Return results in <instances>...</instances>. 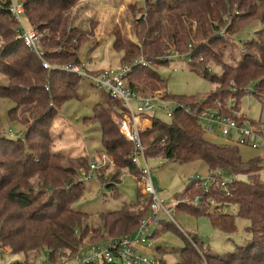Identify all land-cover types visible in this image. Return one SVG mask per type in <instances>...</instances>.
I'll return each instance as SVG.
<instances>
[{"label":"trees","instance_id":"1","mask_svg":"<svg viewBox=\"0 0 264 264\" xmlns=\"http://www.w3.org/2000/svg\"><path fill=\"white\" fill-rule=\"evenodd\" d=\"M82 1L23 0L25 20L28 26L39 33L47 51L46 60L54 66L50 71L41 68L40 62L18 38L16 25L8 16L6 8H0V76L4 82H0V99L13 104L9 111L10 117L18 112L28 114L30 131L50 128L49 119H52L53 112L64 101L76 96L75 85L73 87L72 82L62 81V78L81 79L58 68L66 63L80 62L75 47L70 44L72 40L76 41L73 38L76 28L72 26V13L76 6H81ZM241 4L248 11L232 16L234 10L231 0H173L170 3L165 0H145V12L140 19L146 22L142 30V48L112 35L113 50L121 54L120 63L130 67L127 85L139 95H159L161 99L196 108L198 112L212 106L214 108L210 109L216 110L215 97L208 96L202 101L193 98L172 99L165 91L166 82L150 69L151 66L167 62L162 61L167 54L181 55L179 53L186 49L182 55H187L191 62L199 60L195 66L202 68L203 77L208 78L211 73V69L206 67L208 62L220 67L221 75L210 78V82L218 88L224 87L220 93H228L231 82L237 88L245 86L244 89L253 85L251 96L264 108V0H242L239 8ZM257 10H261L257 20L263 25L262 29L255 33L253 40L242 45L245 53L243 60L235 68L228 67L211 52L213 43L220 39L221 33L228 36L249 27V24L244 26L243 22L254 17ZM1 19H5L6 23ZM193 32L195 38L200 39L197 47L190 44ZM239 33L233 37L234 42ZM64 49L67 51L63 52ZM71 49L73 52L69 53ZM138 58L147 61L148 66H135L133 61ZM53 76L61 77L57 80V86L53 85ZM132 77L134 82L131 81ZM46 86H49L48 91L45 90ZM52 92L55 96L51 98ZM214 95L216 93L211 96ZM106 97V107L101 106L105 109L97 107L93 117L101 129V153L114 161L111 170L120 167V170L128 169L130 175L138 174L137 168L130 163L132 144L121 137L110 117V107L120 105ZM241 97L235 100L234 110H239ZM49 100L58 104L55 110L47 109ZM218 102L223 106L220 112L232 113L224 108L225 99L219 98ZM170 121L166 124L159 121L157 116L151 117V127L141 132L146 156L180 164L199 160L207 166L208 173L219 170L221 182L227 187V194L221 190L204 192L193 177L184 192L176 196L175 210L195 215L205 212L215 228L229 234L235 231L234 216L231 215L233 211L237 212V217L249 223L246 230L249 240L237 252L223 257L202 251L195 236L189 237L177 229L187 244L179 252H174L178 256L176 264H264V182L261 180L260 160L243 162L233 142L218 146L205 141L202 128L190 117L176 114ZM40 130L41 141L49 138L47 131ZM4 140L14 143L15 147L9 148L8 153H1L4 161L0 162V254L6 250L4 252L21 256L16 264H38L41 258L51 263L67 259L80 247H85L82 243L88 234H91L90 239H101L103 242L131 235L139 221L147 215L149 200L139 194L133 202L123 204L119 210L89 215L72 208V204L82 196L81 189L66 196H44L41 191L33 192L27 181L38 172L40 175L45 174L49 168L47 145L40 147L41 157L46 164L37 168L30 165L28 160H32L31 148L16 145L20 139L5 137ZM111 170L103 168L92 177L113 190L120 178L118 172L112 173ZM87 171H73L70 176H76L78 184H83V181H89L84 180ZM241 177L247 178V181L243 182ZM70 178H65V186L72 184ZM196 196L202 200L201 207L182 202L184 198ZM210 199L217 207L211 208ZM223 207L227 208L226 212L218 211ZM216 211L219 214L213 215ZM156 250L160 251L158 246Z\"/></svg>","mask_w":264,"mask_h":264},{"label":"rangeland","instance_id":"2","mask_svg":"<svg viewBox=\"0 0 264 264\" xmlns=\"http://www.w3.org/2000/svg\"><path fill=\"white\" fill-rule=\"evenodd\" d=\"M165 1L170 3L173 0ZM241 1L231 0L234 10L232 16L241 15L243 11H248L245 6L243 8L242 4L239 8ZM152 2H155V0H152ZM144 5L145 0H83L81 6L80 4L78 7L76 6L72 13V26L76 28L73 38L76 41L72 40L70 46L75 47V54L78 59L86 63L87 67L92 70H118L122 66L120 63L121 54L113 50L112 35H116L118 39L124 42L134 43V45L142 48V30L146 26V22L140 21V19L141 14L145 12ZM260 12L261 10H257L254 17L245 19L243 25L249 24V27L242 32H235L228 36L221 33L220 39L213 43L211 52L218 56L219 60L228 67L235 68L243 60L245 53L241 48L242 45L253 40L255 33L262 29L263 25L257 20ZM1 21L6 23L5 19H1ZM194 27L195 25H193V31ZM237 33L239 34L234 42L233 37ZM195 37V32H193L190 37V44L197 47L200 39ZM64 51L67 50L64 49ZM72 52L71 49L69 53ZM185 52L186 49L179 53L181 55L166 53L167 55L162 58V61L168 60L167 62L150 67L166 82L165 91L172 99L193 98V100L202 101L210 96V98H216L215 102H218L219 98L225 99L227 102L230 99L234 98L236 100L242 96L239 110L235 111H241L252 123L264 127V108L254 96H251L253 85L244 89L245 86L237 88L231 82L228 86V93H220L224 90V87L218 88L210 82V78L213 76L219 77L221 75L220 67H215L213 63L208 62L206 67L211 69V73L208 78H205L203 77L202 68L195 66L199 60L191 62L187 55H182ZM200 57H203V55H200ZM68 64L71 63H66V65ZM59 78L61 77L55 76L54 78L53 76V79H55L53 85L57 86ZM62 81L72 82L73 87L75 85L76 96L64 101L59 107L55 101L49 100L47 109L55 110L58 107L53 112L52 119H49L51 122L50 128H38V131H30L28 114L18 112L17 114H11L10 117L9 111L13 108V104L10 101L0 99V162L4 161L1 153H8L9 148L15 147L14 143L5 141V137L7 139H20L16 145L31 148L32 160H28L30 165L37 166V168H41L46 164L41 157L40 147L47 145L49 168L45 174L40 175L38 172L33 178L29 179L27 181L28 185L33 192L41 191V195L44 196L52 194H65L64 196H66L81 189L83 191L82 196L72 204V208L75 211L89 215L119 210L123 204L133 202L137 194L144 197L139 172L135 175H125L119 169L120 167L111 170L113 167L107 166L108 171L111 170L112 173L118 172L119 174L120 182L113 190L105 187L95 177L87 182L83 181V184H78V178L70 176V172L73 171L84 170L86 172L90 160L93 157L100 156L103 152L101 129L99 124L93 121V117L97 107H99L98 109H105L101 106L106 107L107 97L102 92L97 91L89 81H80L68 77L62 78ZM131 81H133V77ZM0 82L4 84L1 76ZM161 93L162 91H160ZM213 93H216V96H211ZM51 95V98L55 96L54 92ZM227 96L228 98H226ZM210 108H214V106ZM168 109H171V107H168ZM156 116L163 123L169 124L171 122L162 110H156ZM46 123H48L47 119ZM208 127L209 125L206 122L202 123L203 130ZM39 130L47 131L49 138L41 141ZM203 138L205 141L218 146L232 143L227 137L220 135L217 127H215L214 134L204 132ZM145 141H147V138H145ZM236 146L237 153L243 162L259 159L262 168L260 173L264 174V150L252 149L249 146L240 144H236ZM151 157L147 159V164L152 182L158 186V198L163 201L166 208L170 209V215L177 226L170 224L166 216L160 215L158 217L160 224L154 232L153 247L147 252L143 251L144 253L152 256L158 262L176 264L178 256L174 252H179L187 244V241L177 233L179 229L177 230L176 227H179V231L186 233L189 237L195 236L198 246L202 247V251L211 252L213 255L220 257L237 252V249L249 240L246 233L249 223L237 217L235 211L231 214L234 216L235 231L229 234L215 228L205 212H197L198 214L195 215L175 210L176 196L184 192L193 177H199L203 181L206 180L208 168L203 162L194 160L180 164L174 161L164 162L162 159L153 157L151 159ZM139 166H143L141 161ZM65 178L72 179V184L65 186ZM240 179L243 182L247 181V178L244 177ZM261 180L264 182V176L261 177ZM218 214V211L213 212V215ZM90 237L91 234H88L82 245L103 243L101 239H90ZM104 240L106 239L104 238ZM157 246L160 251L156 250ZM4 251L0 254V264H16L21 258L19 255ZM43 263L44 258H41L38 264Z\"/></svg>","mask_w":264,"mask_h":264},{"label":"built area","instance_id":"3","mask_svg":"<svg viewBox=\"0 0 264 264\" xmlns=\"http://www.w3.org/2000/svg\"><path fill=\"white\" fill-rule=\"evenodd\" d=\"M2 7L6 8L8 16L16 25L15 32L18 38L40 62L41 68L45 71L52 70L54 66L46 60L47 51L43 47L39 33L28 26L25 20L23 0H0V8ZM133 63L135 66H148V62L142 58L135 59ZM58 69L73 74L81 80L89 81L97 91L119 103L120 107L115 105L110 107V114L121 137L132 144L130 163L139 172L142 193L149 200V208L147 215L139 221L133 234L103 243L87 244L67 259L55 263L45 260L43 264H160L143 251L147 252L153 247V234L160 224L158 220L160 215L166 216L170 224L176 225V222L170 215V209L166 208L163 201L158 198V186L152 182L147 164V159L150 158L145 154L141 139V132L151 127V117L156 116V110H162L168 119H173L176 114L190 117L197 122L200 128H202V123L206 122L209 127L202 129L205 133L214 134L215 127H217L220 135L227 137L234 144L264 150V127L252 123L241 111H235L233 109L236 105L234 98L228 100L224 106L226 110L232 111L230 114L219 111L223 107L219 102H216V110L209 108L198 112L196 108L175 101H166L159 95L144 96L134 92L127 85V76L130 72L128 66H121L118 70H92L87 67L86 63L80 61ZM48 87H45L46 91ZM140 161L143 166H139ZM107 166H114V161L108 155L101 153L100 156L93 157L88 164L84 180H90L96 171ZM122 173L130 175L126 168L122 170ZM221 178V172L218 170L209 172L205 181L199 177L194 179L196 185H200L204 192L221 190L227 194V187L221 182ZM182 202L201 207L202 200L196 196L191 199L184 198ZM209 204L211 208L217 207L212 199ZM226 209L223 207L218 211L226 212ZM176 228L180 230L179 227Z\"/></svg>","mask_w":264,"mask_h":264}]
</instances>
